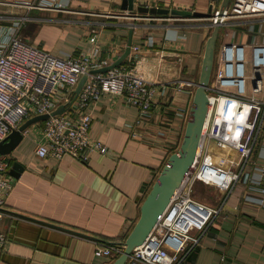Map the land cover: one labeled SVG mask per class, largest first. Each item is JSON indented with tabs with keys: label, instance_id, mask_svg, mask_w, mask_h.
I'll use <instances>...</instances> for the list:
<instances>
[{
	"label": "crops",
	"instance_id": "obj_1",
	"mask_svg": "<svg viewBox=\"0 0 264 264\" xmlns=\"http://www.w3.org/2000/svg\"><path fill=\"white\" fill-rule=\"evenodd\" d=\"M123 1L71 0L63 8L43 9L40 0H0V36L15 27L24 43L61 58L77 57L96 46L100 60L110 64L121 58L131 38L130 55L120 66L135 68L164 89L154 100L151 116L143 121L139 109L120 96L106 95L89 105L85 113L92 116L90 138L103 143L108 154L93 153L87 162L72 157L39 159L40 124L29 128L19 146L5 156L10 171L14 164L23 171L18 178L10 175L14 186L3 208L1 231L7 243L0 264H112L116 258L96 256L97 247H122L168 159L182 144L213 28L206 17L136 18L141 14L123 11ZM141 4L207 14L211 7L219 9L221 0H142ZM234 26L248 28L222 26V46L248 44L243 43V33L224 40ZM223 152L228 160L219 167L243 168L246 157L233 150ZM230 160L235 161L233 168ZM248 162L244 172L255 174L259 185L240 182L229 190L215 188L216 200L210 201L192 195L221 209V214L185 264H264V138Z\"/></svg>",
	"mask_w": 264,
	"mask_h": 264
},
{
	"label": "built area",
	"instance_id": "obj_2",
	"mask_svg": "<svg viewBox=\"0 0 264 264\" xmlns=\"http://www.w3.org/2000/svg\"><path fill=\"white\" fill-rule=\"evenodd\" d=\"M141 1L134 0L135 9L142 7ZM70 2L40 0L38 4L43 9H59ZM219 16L218 9H214L212 17L208 18L212 28L228 23L249 25L254 20L259 21L260 27L258 32L252 33L253 43H230L221 47L208 89L210 105L207 128L205 126L204 141L199 147L193 172L146 241L133 250L127 264L186 263L189 255L200 246L208 228L221 214V209L202 204L192 197L196 181L221 190H229L240 182L245 185L260 184L255 174L244 172V169L251 165L248 160L258 142L264 138V40L259 42L260 35H264V0H233L223 16ZM140 17L148 16L141 14L136 18ZM183 19L186 18H167ZM253 30L252 26L248 33ZM2 35L0 143L28 120L49 115L47 120L34 124L41 125L36 148L39 159L62 160L72 157L87 162L93 153L107 155V147L90 138L92 116L85 113L86 108L106 95L120 96L127 105L139 109L143 121L151 116L159 92L164 93V89H158L135 68L118 66L105 73H93L112 65L109 61L100 60V49L96 46L77 57L69 55L61 58L24 43L15 27L8 28ZM90 42L93 46L97 45L96 36ZM134 50L139 52V48ZM247 54L251 56L250 80L245 75ZM84 77L86 82L76 96L75 90ZM62 106L65 112L52 116ZM28 130L23 134H27ZM213 143L222 151L233 150L246 157L243 168L233 171L219 167L209 152ZM230 164L233 168L235 161L230 160ZM9 171L5 157H0V260L7 243L1 231L5 216L3 208L14 186ZM122 252L123 248L119 246H100L95 255L117 258Z\"/></svg>",
	"mask_w": 264,
	"mask_h": 264
},
{
	"label": "water",
	"instance_id": "obj_3",
	"mask_svg": "<svg viewBox=\"0 0 264 264\" xmlns=\"http://www.w3.org/2000/svg\"><path fill=\"white\" fill-rule=\"evenodd\" d=\"M218 1V0H213ZM231 0H221L219 17H222L224 11L230 5ZM122 10L130 13L148 14L152 16H168L177 18H210L213 15L214 9L211 7L207 14L192 13L181 10H162L157 8L138 7L135 9L134 0H124ZM221 26L215 25L211 36L206 42L205 52L202 61L201 73L197 88L194 94L192 107L190 110L189 120L187 123L185 135L179 150L172 154L168 159L165 167L157 178L152 190L146 197L141 206L140 218L134 226L132 232L122 243L123 252L118 256L112 264H127L128 260L136 247L141 246L150 233L153 231L159 220L171 205L175 195L182 187L185 180L192 174L196 158L198 156L199 147L204 138V129L209 110L208 89L210 87L212 74L215 67V52L216 44ZM132 40L130 38L128 47L125 53L114 64L102 70L94 71L93 73H105L109 70L120 66L130 55ZM86 78H82L75 90L76 96L80 94ZM65 112V107L62 106L56 110L52 116L61 115ZM49 115L38 116L28 120L18 130L11 133L8 139L0 143V157L10 155L22 142L24 132L32 125L45 121ZM23 171L22 166L14 164L10 175L18 178ZM88 237V236H87Z\"/></svg>",
	"mask_w": 264,
	"mask_h": 264
},
{
	"label": "rangeland",
	"instance_id": "obj_4",
	"mask_svg": "<svg viewBox=\"0 0 264 264\" xmlns=\"http://www.w3.org/2000/svg\"><path fill=\"white\" fill-rule=\"evenodd\" d=\"M253 24V25H252ZM253 26L254 30L251 32V33H248V29L251 28ZM259 27H260V23L258 20H254L252 21L251 23H249L248 25V28L244 27V28H240V27H237V26H234V27H229L228 28V36H226L224 38V40H229L231 39V35H233V33H237V34H246V38L243 40V43H253L254 42V33L255 31L258 32L259 30ZM223 33H225V29L222 28L221 30V34L218 38V43H217V46H216V52H215V62H216V59L218 57V55L220 54V50H221V47H222V41H223V37L225 36ZM231 33V34H230ZM222 34L224 36H222ZM264 40V35H260L259 37V41H263ZM246 60L248 61V63L245 65V75L246 77L249 79V77L251 76V56L250 54H247V57H246ZM206 150L208 151V142H207V145H206ZM209 152L212 154L213 158H214V162L220 166V165H224L225 163H227L226 161L228 160V155L223 152L218 146L216 143H213V145H210L209 147ZM206 153V152H205ZM208 154V153H207ZM205 155V154H204ZM204 183L202 182H199L196 186V188H194V197L197 199H199V197H204L205 200H208L210 201V199H214L216 200V196L215 194L213 193V190H215V186L213 185H203ZM200 198V199H201Z\"/></svg>",
	"mask_w": 264,
	"mask_h": 264
},
{
	"label": "bare ground",
	"instance_id": "obj_5",
	"mask_svg": "<svg viewBox=\"0 0 264 264\" xmlns=\"http://www.w3.org/2000/svg\"><path fill=\"white\" fill-rule=\"evenodd\" d=\"M206 128H207V126H206ZM206 128H205V129H206ZM204 131H205V130H204ZM204 134H205V132H204ZM203 141H204V138H203Z\"/></svg>",
	"mask_w": 264,
	"mask_h": 264
}]
</instances>
